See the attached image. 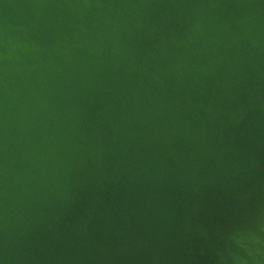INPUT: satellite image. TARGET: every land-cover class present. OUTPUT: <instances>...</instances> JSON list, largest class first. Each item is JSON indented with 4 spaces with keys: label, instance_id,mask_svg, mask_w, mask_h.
Here are the masks:
<instances>
[{
    "label": "water",
    "instance_id": "water-1",
    "mask_svg": "<svg viewBox=\"0 0 264 264\" xmlns=\"http://www.w3.org/2000/svg\"><path fill=\"white\" fill-rule=\"evenodd\" d=\"M0 264H264V0H0Z\"/></svg>",
    "mask_w": 264,
    "mask_h": 264
}]
</instances>
